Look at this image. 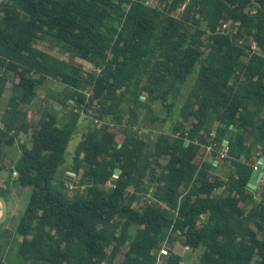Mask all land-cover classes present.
<instances>
[{"label":"trees","instance_id":"1","mask_svg":"<svg viewBox=\"0 0 264 264\" xmlns=\"http://www.w3.org/2000/svg\"><path fill=\"white\" fill-rule=\"evenodd\" d=\"M142 1L0 0V101L10 93L0 116V195L8 204L3 149L21 134L30 145L19 144L11 173L31 188L0 264H155L167 239L202 250L198 264H264V190L259 200L248 191L264 159V0ZM223 23L227 34L218 32ZM76 59L94 69L85 75ZM196 65L181 120L154 141L135 131L139 109L160 104L172 116ZM49 80L65 86L58 104L70 110L60 123L55 108L43 109L33 125L29 107ZM89 111L104 123L74 151L71 171L81 177L69 195L58 174ZM221 165L224 176L215 173Z\"/></svg>","mask_w":264,"mask_h":264},{"label":"rangeland","instance_id":"2","mask_svg":"<svg viewBox=\"0 0 264 264\" xmlns=\"http://www.w3.org/2000/svg\"><path fill=\"white\" fill-rule=\"evenodd\" d=\"M148 4L150 6H155L156 0H147ZM176 16H178V14H176ZM38 49L42 50V51H46L49 52L50 54L54 55V56H58L61 57L65 60H70L68 55H64L61 56L60 51L58 48H52L49 43L47 42H41L39 41L36 45H35ZM255 46V45H253ZM75 63L77 65L80 66L81 71L87 75L89 72H91L94 68L91 64H89L86 61H83L81 59H76ZM198 69H199V65H196L193 73L188 77L187 82L184 86L181 87L180 90V97L179 99L176 101V105L174 107V112L172 113V116L170 118H167V109L164 108L163 106H161L160 104H154L153 105V112H150L147 109H139L138 110V115H139V123L137 124L138 126H135V129L140 130L139 132L142 133L139 134L143 136V133L147 134L148 137L150 138L151 141H154L156 139V136L162 132H169L170 128L172 127V122L177 121V120H181L179 117L180 113L178 114V112H180L181 107L186 103L185 101L189 99V92L192 88V86L196 83L197 81V75H198ZM42 88H40V93L38 94V98L37 100L31 105V107H29V114L31 116V123L33 125H36V122L38 120V118L40 117L41 112L43 111V109H54V103H58L59 99L57 97H55L52 93H42ZM67 92V91H66ZM9 92H7V95L9 96ZM8 96H6L5 98H3L0 101V116H1V112L5 109L6 105H7V101H8ZM43 96V97H42ZM73 106V104H71ZM70 107H66L64 106L63 110H70ZM55 110V109H54ZM62 113V112H61ZM64 113V112H63ZM63 113L61 114V116L59 117V122L62 123L63 122ZM156 116L159 118V120L156 123L152 122V117ZM167 118V122L163 123V119ZM94 123H93V122ZM104 122L99 121V119H97V116L94 114L93 111H89L88 114H81V118L78 122V128L74 134V136L72 137L70 144L67 148L66 151V155H65V163L64 165L61 166L60 168V172L58 174V178L59 179H63L66 183V187H68V192L69 195H72L74 193V191H76L77 189V183L80 180V175L76 176L74 175V173L71 171V167H72V157L74 155V151L77 147V145L79 144V142L82 139V136L84 133H86V131L88 130L89 127L93 126V124L97 127H100ZM216 124H214V126H212L209 131L207 133H205L206 135L210 132L211 133V137L214 136V130H215V126ZM61 126V124H60ZM111 131L115 132L117 135V141L121 142L123 136L120 134V132L117 131V128L111 126ZM134 129V130H135ZM136 131V130H135ZM24 141V143L28 146L30 145V137L27 136L26 138H20L19 142L16 143L14 142V146H6L3 149V155L5 154L6 159L3 160V164L5 166V170L1 173V179L3 181H5L8 184V188L10 189V196L8 195V215L10 213V218H7V220L4 222V224L0 225V249H3V251H1V256H3L4 258H6L5 260L7 261V256H8V249L11 246V238L15 237L16 238V226L17 223L21 217V215L24 213L25 208L28 204L29 198H30V194H31V188H22L19 185H17L16 180H17V176H14V173H11V169H13V165L15 163V161L17 160V158L20 155V148L19 145L20 141ZM206 150V148H205ZM218 154V158H223L221 157V148L219 150H217ZM203 156L206 157H210L211 155L207 154V152L205 153V151H202ZM201 153V154H202ZM227 156V155H226ZM225 156V157H226ZM227 165V164H225ZM228 168L227 166H223L221 165L219 167V169L215 172L217 175L220 176H224L225 173H227ZM264 172V171H263ZM112 186L110 184H108V188ZM85 187H83L82 189H84ZM258 188L257 191L255 190H248L249 193H251L252 195L255 196L254 200H259V197L261 195V193L264 190V179H262L256 189ZM132 192V189L129 190V193ZM12 194L14 195L13 199H12ZM149 197V196H148ZM141 201H145L147 199L146 195H142L140 197ZM150 199V197H149ZM141 204L136 203L135 207H140ZM13 210V211H12ZM4 227V228H3ZM6 227V228H5ZM9 231L10 232V237H6V232ZM132 233H134V231H132ZM10 238V240H9ZM13 245V242H12ZM174 251L178 252L179 255L183 256V262L185 264H198L199 260H200V256L202 253V250H198L196 252L191 253V251H186L184 250L183 246H181V244L176 243L174 246ZM13 252V250H12ZM17 254L13 255L12 257L14 258Z\"/></svg>","mask_w":264,"mask_h":264},{"label":"built area","instance_id":"3","mask_svg":"<svg viewBox=\"0 0 264 264\" xmlns=\"http://www.w3.org/2000/svg\"><path fill=\"white\" fill-rule=\"evenodd\" d=\"M1 1H3V0H1ZM229 26H230V23H223L221 25V27L218 29V32L223 33V34L224 33L227 34ZM253 49L256 50L257 49L256 46H253ZM97 72L99 73L100 70H98ZM85 94H86L87 98H89V96H90L89 93L85 92ZM135 130H137V129H135ZM212 149L213 148L211 146L207 147L206 148L207 154L211 153ZM227 153H228V147H227V145L223 144V146L221 148V157H225L227 155ZM258 163H259V161H258ZM258 163L256 164L254 170H260V168L258 167ZM259 164H261V163H259ZM14 176H17V173H14ZM176 243H178V242H176ZM174 246H170L168 243V239H167L164 242L162 248L159 249V251H158L157 260H156L155 264H171V263H169V258L174 256V255L180 256L181 258H183L182 255H179L178 252L174 251ZM183 248H184L185 252L190 250L188 247H183ZM179 264H185V263L183 262V260H181V262Z\"/></svg>","mask_w":264,"mask_h":264},{"label":"water","instance_id":"4","mask_svg":"<svg viewBox=\"0 0 264 264\" xmlns=\"http://www.w3.org/2000/svg\"><path fill=\"white\" fill-rule=\"evenodd\" d=\"M144 4H146L148 1L147 0H143L142 1ZM128 5H125V9H127ZM146 95H143L141 97V100H145ZM228 142L225 141L224 145H227ZM261 163V164H259ZM258 163V167L260 168V170H254L250 179V182L248 183V188L251 190H256V187L258 185V183L264 179V159L260 158ZM121 174V170L120 169H116L114 171V175H113V180L110 182V185H114L115 180L119 178ZM75 175V174H74ZM8 218V204L6 202V200L0 195V225L2 223H4ZM194 250H191V253H193Z\"/></svg>","mask_w":264,"mask_h":264},{"label":"crops","instance_id":"5","mask_svg":"<svg viewBox=\"0 0 264 264\" xmlns=\"http://www.w3.org/2000/svg\"><path fill=\"white\" fill-rule=\"evenodd\" d=\"M43 87L44 90H42V93L45 94V93H52L55 97H57L59 100L62 99L63 97H65V94L66 93V88L65 86L61 85L60 83L58 82H55V81H52V80H49L47 81L44 85L41 86V88ZM40 90V89H39ZM38 90V94L40 93V91ZM43 97V96H42ZM38 98V97H37ZM37 98L34 100V102L37 100ZM33 102V103H34ZM59 103V101H58ZM57 102L54 103V107L55 109L59 112V117L61 116V114L65 111L63 110L64 107L60 106L59 107V104ZM70 104H73L72 101L69 102ZM62 112V113H61ZM29 118L31 119V116L29 114ZM39 120V118H38ZM37 120V121H38ZM27 136L29 135H25V134H21L18 139L16 140V143L19 142L20 138H26ZM30 137V136H29ZM20 143H24V141H20ZM19 145V144H17ZM14 146V145H13ZM18 159V158H17ZM14 195L12 194V199H13ZM9 208V207H8ZM13 211V210H12ZM10 214V213H9ZM4 224V223H2ZM4 228V227H3ZM6 228V227H5ZM15 239V237H12L11 240L13 242V240ZM10 249V248H9ZM12 254H15V250L12 252Z\"/></svg>","mask_w":264,"mask_h":264},{"label":"bare ground","instance_id":"6","mask_svg":"<svg viewBox=\"0 0 264 264\" xmlns=\"http://www.w3.org/2000/svg\"><path fill=\"white\" fill-rule=\"evenodd\" d=\"M158 254V253H157Z\"/></svg>","mask_w":264,"mask_h":264}]
</instances>
